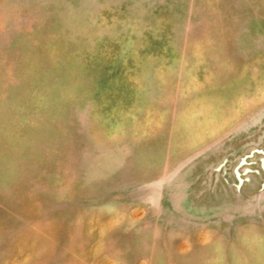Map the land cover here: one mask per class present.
Masks as SVG:
<instances>
[{
	"label": "rangeland",
	"instance_id": "374dc122",
	"mask_svg": "<svg viewBox=\"0 0 264 264\" xmlns=\"http://www.w3.org/2000/svg\"><path fill=\"white\" fill-rule=\"evenodd\" d=\"M0 264H264V0H0Z\"/></svg>",
	"mask_w": 264,
	"mask_h": 264
}]
</instances>
